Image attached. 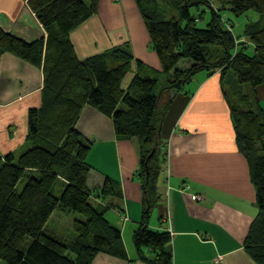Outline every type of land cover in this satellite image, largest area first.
I'll return each mask as SVG.
<instances>
[{"label": "trees", "instance_id": "trees-1", "mask_svg": "<svg viewBox=\"0 0 264 264\" xmlns=\"http://www.w3.org/2000/svg\"><path fill=\"white\" fill-rule=\"evenodd\" d=\"M136 1L161 70L136 60V73L126 86L122 82L133 56L125 46L79 61L69 40L70 32L97 12L99 0H27L47 33L32 42L0 26V53L42 64L44 91L51 93L42 108L28 112L25 149L0 153V259L6 264H90L98 253L121 255L124 250L120 229L106 219L107 207L94 199L116 195L115 182L106 178L93 190L87 185L92 143L76 128L84 103L108 114L119 137L140 140L144 205L133 244L142 261L173 264L170 232L148 226L160 200L157 185L167 151L161 139L163 91H178L196 73L209 69L224 76L231 70L239 83L254 89L264 83V22L260 23L264 0H173L179 16L164 20L151 18L142 0ZM226 10L237 18L248 11L261 17L237 36L223 16ZM182 61L188 65L180 66ZM159 74L165 82L157 89ZM237 109H232L236 141L252 162L256 202L264 221V110L258 101L254 110ZM20 181L24 183L18 190ZM55 211L74 215L73 237L47 228ZM250 248L256 263L264 264L262 245Z\"/></svg>", "mask_w": 264, "mask_h": 264}, {"label": "crops", "instance_id": "crops-1", "mask_svg": "<svg viewBox=\"0 0 264 264\" xmlns=\"http://www.w3.org/2000/svg\"><path fill=\"white\" fill-rule=\"evenodd\" d=\"M0 26L26 42L47 36L27 0H0ZM69 40L79 61L123 45L133 56V75L136 60L161 70L136 0H99L97 12L73 29ZM201 71L205 75L194 79ZM201 71L191 80L193 85L176 91L166 106L161 139L167 151L157 185L161 202L151 210L148 226L172 231L173 264H257L250 246L264 249V221L256 202L252 162L236 141L234 106L224 94L225 76L220 70ZM45 84L42 64L0 53L1 154L25 149L28 112L42 108L46 94H51L44 91ZM253 90L264 110V83ZM76 128L92 143L87 185L100 188L106 178L116 184V195L96 196L95 201L107 207L105 217L121 236L124 230L133 235L144 205L140 140L119 137L112 118L89 103L82 105ZM56 212L48 221L59 215V224L49 230L73 237L61 223L69 213ZM123 246L121 255L98 253L90 264H148L134 245L123 242Z\"/></svg>", "mask_w": 264, "mask_h": 264}, {"label": "rangeland", "instance_id": "rangeland-1", "mask_svg": "<svg viewBox=\"0 0 264 264\" xmlns=\"http://www.w3.org/2000/svg\"><path fill=\"white\" fill-rule=\"evenodd\" d=\"M141 6L147 11V14L153 18L154 20H164V19H169V18H177L179 16L178 11L176 9V5L174 3L173 0H142L141 2ZM203 8H200V10ZM194 12L196 13L197 11L194 10ZM223 16L225 19L229 20V22H231L233 24V31L234 34L239 36L243 33V30L245 29V26L247 24H255L259 17L260 14H258L257 12H253V11H248L247 13H245L244 15H242L241 17L237 18L235 16H233L229 11H223ZM264 22V16H262L261 18V22ZM201 27L204 26L203 23L200 24ZM260 26V24H259ZM239 41H242V39H240ZM247 52L251 53L253 48L252 46H248L247 47ZM186 62H181L180 66L184 65L186 66L187 64H185ZM157 71H160L158 69H155ZM211 70V69H209ZM207 70V71H209ZM205 75V71H201L199 74H197L194 79H201L203 76ZM133 76V73L130 71L129 73H127V75L125 76L122 85L126 86L131 78ZM193 79V78H192ZM194 81V80H193ZM165 82V77H163L162 74H159L158 76V82H157V86L156 88L159 89L162 87V85ZM194 82L190 81L187 84H185V88H189L193 85ZM223 88H224V94L227 97V100L229 101V103H231L235 109L239 108V109H256L257 108V97L255 95L254 92V88L251 87L248 83H239L237 80L236 75L234 74L233 71L229 70L226 75L225 78L223 79ZM175 90L174 89H165L163 91V95H162V102L160 103L161 107L160 109L163 110L165 112L166 115V104L169 102V100L171 99V96H173L175 94ZM262 104L264 103V100H261ZM262 108V107H261ZM238 110V109H237ZM162 140L164 141V139L162 138ZM24 181H20V183L18 184V190H21L22 186H23ZM160 184V181L158 182V186ZM161 202V199L158 201V203ZM59 215H55L53 216V218H51L50 221H48V229L52 228V226H57L59 224L57 217ZM74 215L73 214H68L64 216V219L61 223H62V227H64L63 229H65V233L66 234H73V231L69 230L73 219ZM69 227V228H67ZM123 237V238H122ZM122 241L124 242L125 246H133V235L130 232L129 234L126 232V230L123 231L122 233ZM0 264H6V262L2 259H0Z\"/></svg>", "mask_w": 264, "mask_h": 264}, {"label": "built area", "instance_id": "built-area-1", "mask_svg": "<svg viewBox=\"0 0 264 264\" xmlns=\"http://www.w3.org/2000/svg\"><path fill=\"white\" fill-rule=\"evenodd\" d=\"M169 232H170V234H172V231L171 230H169Z\"/></svg>", "mask_w": 264, "mask_h": 264}]
</instances>
